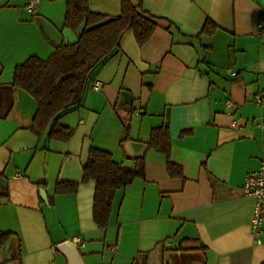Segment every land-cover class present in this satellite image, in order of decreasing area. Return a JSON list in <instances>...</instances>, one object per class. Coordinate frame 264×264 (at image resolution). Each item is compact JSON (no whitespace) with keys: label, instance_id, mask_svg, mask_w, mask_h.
Instances as JSON below:
<instances>
[{"label":"crops","instance_id":"1","mask_svg":"<svg viewBox=\"0 0 264 264\" xmlns=\"http://www.w3.org/2000/svg\"><path fill=\"white\" fill-rule=\"evenodd\" d=\"M29 1L0 0V148L9 159L0 169V235L14 240L0 264H68L56 249L65 241L78 242L84 264H264V221L255 237L254 202L242 194L245 176L264 165L256 126L264 105L254 101L264 99V0H140L155 24L151 38L140 47L133 31L123 33L81 108L59 118L68 141L48 139V129L37 135L14 108V69L58 48L43 23L58 35L67 29L65 0H36L34 14ZM121 2L88 0V8L117 17ZM207 22L212 35H199ZM164 125L180 175L169 176L165 155L149 148L143 178L115 193L108 227L97 228L95 184L82 182L90 150L132 169L126 143L148 145ZM58 184L77 188L58 194ZM185 224L196 237L175 247Z\"/></svg>","mask_w":264,"mask_h":264},{"label":"trees","instance_id":"2","mask_svg":"<svg viewBox=\"0 0 264 264\" xmlns=\"http://www.w3.org/2000/svg\"><path fill=\"white\" fill-rule=\"evenodd\" d=\"M65 1L64 24L77 35V43L59 46L47 60L28 58L14 69L11 85L13 89L25 91L37 104L38 111L30 124L31 129L37 135L48 129V139L62 141H68L72 131L60 126L59 118L81 108L95 71L120 51L119 41L123 33L133 31L136 43L141 47L155 30V24L145 18L140 0L136 5L122 0L117 17L90 12L88 0ZM210 26L207 22L199 35H212L214 29ZM148 146L165 155L169 176L180 175V169L168 159L170 139L167 125L151 132ZM130 160L135 163L132 169L115 163L108 152L97 149L89 152L82 182L93 181L95 184L92 217L99 229L108 227L115 193L144 176V156ZM76 188L77 184H58L56 193H73ZM10 239V234H1L0 246Z\"/></svg>","mask_w":264,"mask_h":264},{"label":"water","instance_id":"3","mask_svg":"<svg viewBox=\"0 0 264 264\" xmlns=\"http://www.w3.org/2000/svg\"><path fill=\"white\" fill-rule=\"evenodd\" d=\"M42 29L48 36V38L53 40V42H55L56 46L58 47L61 45L62 39H64L66 46H71L77 43V38L68 29L64 30L60 35L56 34L55 30L47 23H43ZM14 90L17 93V101L14 106L15 110L20 112L21 117L26 118V120L31 123L38 111L35 100L23 90ZM148 149L149 146L147 144L133 141L126 143V150L131 158H139L141 156H144ZM1 154L6 156L0 168L3 169L4 165L8 163L9 159L8 153L3 148H0V155ZM1 173L2 172L0 170V174ZM0 180H2L1 177ZM190 237H196L195 233L193 234V227L190 224H185L176 237V240L174 242L175 247H177L184 239ZM13 244L14 240L13 238H11L3 246H0V256L4 261H7L6 252L10 247L13 246ZM56 249L65 256L68 264H84L82 257L77 249V245L74 242L65 241Z\"/></svg>","mask_w":264,"mask_h":264},{"label":"built area","instance_id":"4","mask_svg":"<svg viewBox=\"0 0 264 264\" xmlns=\"http://www.w3.org/2000/svg\"><path fill=\"white\" fill-rule=\"evenodd\" d=\"M37 1L30 0L25 7V10L30 13H35V6ZM264 18L259 21V36L261 41L264 42ZM91 88L94 91L100 90V84L98 82L93 83ZM254 101L257 105H264V99L260 96H255ZM229 104V103H228ZM256 126L260 129H264V119L261 118L257 122ZM242 194L245 197L253 200L252 215L250 220V230L255 237H259L262 233V225L264 221V165L258 170L247 174L245 176L244 184L242 187ZM75 243H78L75 241Z\"/></svg>","mask_w":264,"mask_h":264}]
</instances>
